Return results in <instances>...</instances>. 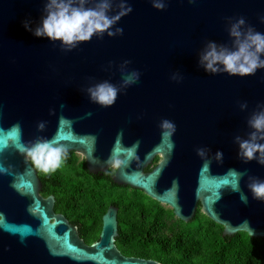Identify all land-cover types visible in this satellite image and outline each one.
<instances>
[{
	"label": "water",
	"instance_id": "water-1",
	"mask_svg": "<svg viewBox=\"0 0 264 264\" xmlns=\"http://www.w3.org/2000/svg\"><path fill=\"white\" fill-rule=\"evenodd\" d=\"M44 2L0 0V165L10 169L0 175V264H162L121 254L113 207L90 244L53 212V196L39 194L36 171L18 150L37 137L79 152L90 172L115 166L116 183L169 205L183 221L199 202L224 233L264 237V201L247 188L249 177L264 180V166L241 161L234 143L236 136L247 138L248 116L264 103V70L210 75L197 63L207 41L230 44L228 17L242 16L264 32V0H166L162 11L150 0H128L132 12L116 25L121 36L93 37L69 52L24 29L26 19L39 23ZM124 60L141 73L139 81L111 107L90 103L84 89L103 80L118 85ZM174 73L179 82L170 79ZM164 119L176 126L170 137L159 127ZM40 121L43 131L36 128ZM201 147L209 150L207 166L196 155ZM216 151L222 161L213 158ZM156 154L161 159L145 171ZM230 167L247 173L239 181L246 204L232 191Z\"/></svg>",
	"mask_w": 264,
	"mask_h": 264
},
{
	"label": "clouds",
	"instance_id": "clouds-1",
	"mask_svg": "<svg viewBox=\"0 0 264 264\" xmlns=\"http://www.w3.org/2000/svg\"><path fill=\"white\" fill-rule=\"evenodd\" d=\"M195 2L196 0H188L189 4ZM150 3L157 11H162L167 6L166 0H150ZM131 12L132 6L128 0H45L39 23L34 25L30 19H26L23 27L34 37L46 38L52 43L58 42L62 51L69 52L93 37L99 39L104 35L109 38L121 36L124 29L116 25ZM259 21L264 23V16ZM226 24L230 44L207 41L198 53V66L210 75L227 74L238 77L253 76L258 70H264V32L247 24L242 16L228 17ZM130 63L129 60L120 63L118 85L103 80L84 89L89 102L104 108L114 105L118 94L140 79L141 73L130 69ZM170 79L179 82L182 77L174 73ZM239 108L244 111L248 105L246 102L240 103ZM49 114L55 113L50 110ZM86 115L91 116V113ZM15 127L19 128V125ZM45 127V121L36 125L37 131H43ZM159 127L166 137H170L176 130L174 122L167 119L162 120ZM247 127L250 129L247 138H234V143L238 146L237 156L245 163L255 160L257 164L264 166V103H258L250 113ZM18 150L37 172L45 175L60 169L67 158L66 147L55 138L37 137L28 144L18 145ZM208 154L207 148L196 149V155L206 166L210 163ZM213 158L222 161L223 153L216 151ZM230 171L234 177L232 191L239 193L241 202L246 204L248 197L241 191L239 181L247 173L234 169ZM6 174H10V169L0 165V175ZM175 183L177 182L174 181ZM247 188L253 199L264 201V180L249 177Z\"/></svg>",
	"mask_w": 264,
	"mask_h": 264
},
{
	"label": "flooded vegetation",
	"instance_id": "flooded-vegetation-1",
	"mask_svg": "<svg viewBox=\"0 0 264 264\" xmlns=\"http://www.w3.org/2000/svg\"><path fill=\"white\" fill-rule=\"evenodd\" d=\"M160 159V154H156L144 170H151ZM65 162L68 163L69 177L82 176L86 186L96 182L97 189L87 194H68L62 200L50 191L55 188L58 172L45 175L35 170L40 180L39 194L43 198L53 196V212L62 214L69 224L76 226L85 244L98 240L102 216L109 207L116 210L117 234L114 236V244L127 257L156 260L162 264H179L183 260V248H180L181 251L178 247L183 246L185 233L200 235L201 229L209 232L214 248L225 242L229 244L234 236H241L242 231L224 233L223 225L207 217L199 202H196L190 220H181L169 205L147 196L140 189L116 183L113 180V165L90 172L84 156L74 150L67 151ZM82 167L86 172H82ZM129 228L132 234L125 232ZM94 232L96 237L87 242L86 238ZM196 246H199V240Z\"/></svg>",
	"mask_w": 264,
	"mask_h": 264
},
{
	"label": "trees",
	"instance_id": "trees-1",
	"mask_svg": "<svg viewBox=\"0 0 264 264\" xmlns=\"http://www.w3.org/2000/svg\"><path fill=\"white\" fill-rule=\"evenodd\" d=\"M66 169H65V168ZM68 163L57 170L55 188L50 189L57 197L65 199L68 194L90 193L97 189V183L92 182L86 186L82 176H71L67 174ZM82 172H86L82 167ZM87 190V191H86ZM205 226V225H204ZM131 228L127 231L129 234ZM96 232L86 238L87 242L96 237ZM199 240V246L197 241ZM213 239L209 232L201 229L200 235L185 233L184 244L181 251L183 260L179 264H264V237H252L242 232L241 236L237 235L232 238L228 244L225 242L221 246L213 247ZM177 249V248H176Z\"/></svg>",
	"mask_w": 264,
	"mask_h": 264
}]
</instances>
